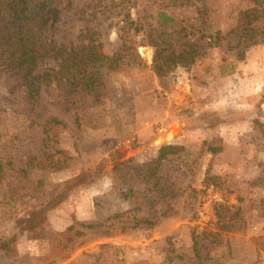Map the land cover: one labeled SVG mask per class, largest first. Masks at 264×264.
Segmentation results:
<instances>
[{
	"label": "rangeland",
	"instance_id": "obj_1",
	"mask_svg": "<svg viewBox=\"0 0 264 264\" xmlns=\"http://www.w3.org/2000/svg\"><path fill=\"white\" fill-rule=\"evenodd\" d=\"M15 2L43 6L53 46L90 42L119 66L99 68L77 120L71 88L46 78L28 96L0 70V264H264V37L187 64L158 42L196 46L204 22L234 39L264 0Z\"/></svg>",
	"mask_w": 264,
	"mask_h": 264
},
{
	"label": "trees",
	"instance_id": "obj_2",
	"mask_svg": "<svg viewBox=\"0 0 264 264\" xmlns=\"http://www.w3.org/2000/svg\"><path fill=\"white\" fill-rule=\"evenodd\" d=\"M43 11V6L39 5L37 8L33 7L32 11L21 14L17 10L15 0H0V70L8 71L9 76L18 81L19 84L17 85L26 89L28 96H36L41 83L46 78H51L57 86H61L64 89L71 88L72 90L70 91L76 93L77 98L71 97L65 108L71 109L77 120L78 109H81L82 104V93L90 94L93 91L95 92L97 89L95 75L99 72V68H117L119 66V57L117 54L104 55L100 53V51L96 50L97 46L90 42L86 44L80 42L70 50L56 45L53 46L51 40L44 37L47 27ZM245 14L248 17L249 11H245ZM257 18L258 15H254V19ZM238 30L237 36L229 40L226 37H222L219 30L213 31L209 23L204 22L202 29L197 31L194 39L198 45L190 44L187 49L184 47L177 54L172 49L173 44L170 39L173 37V33L164 34L165 32L163 31L158 36V42L161 45H167L171 54L170 59L187 64L192 63L195 56L205 52L199 51V46H226L228 51L238 56V51L241 52L249 44L259 42L264 37V23L255 25L248 20L246 25ZM163 34L164 36H162ZM154 44L157 45L158 43ZM48 57H60L59 68L50 67L47 72V69H45L43 74L35 73L41 61ZM164 67V64L158 65V68L163 69ZM52 80L51 82H53ZM52 120L60 123V120L54 117H52ZM169 148H171V145L161 146L154 159L148 164L137 166V169L141 168V170L150 173L149 175L144 174V178L146 176L147 179L154 177L161 160L167 157L168 152L165 150ZM206 150L217 152L220 147L209 145ZM128 162L130 160H124L118 165ZM76 225L77 222L70 225L68 231L72 230ZM93 226L95 225H87L88 228ZM62 234H66V232Z\"/></svg>",
	"mask_w": 264,
	"mask_h": 264
},
{
	"label": "crops",
	"instance_id": "obj_3",
	"mask_svg": "<svg viewBox=\"0 0 264 264\" xmlns=\"http://www.w3.org/2000/svg\"><path fill=\"white\" fill-rule=\"evenodd\" d=\"M252 61H253L254 63H258V65H259V64H260V65L262 64L261 62H258L257 59H254V60H252ZM260 65L256 67V71L259 72V75H261V74L263 73V67H261ZM246 69H247V66H243L241 70H242V71H245ZM262 75H263V74H262Z\"/></svg>",
	"mask_w": 264,
	"mask_h": 264
}]
</instances>
